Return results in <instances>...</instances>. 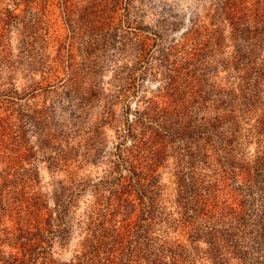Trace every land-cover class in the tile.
<instances>
[{
	"label": "rangeland",
	"instance_id": "1",
	"mask_svg": "<svg viewBox=\"0 0 264 264\" xmlns=\"http://www.w3.org/2000/svg\"><path fill=\"white\" fill-rule=\"evenodd\" d=\"M112 228L131 264H264V0H0V264Z\"/></svg>",
	"mask_w": 264,
	"mask_h": 264
},
{
	"label": "trees",
	"instance_id": "2",
	"mask_svg": "<svg viewBox=\"0 0 264 264\" xmlns=\"http://www.w3.org/2000/svg\"><path fill=\"white\" fill-rule=\"evenodd\" d=\"M151 161H148V166L146 165V170L150 169ZM139 166V165H136ZM141 166V165H140ZM137 168V167H136ZM137 170V169H136ZM147 172V171H146ZM135 173L136 182L129 185H137L138 189L143 187V183H141V178H145L146 174L140 169ZM143 197V194L141 195ZM116 227V226H113ZM34 243L33 242H23V247L25 248V253L21 256V258L14 257V264H24L25 261L30 259L35 260L37 257H33L34 255ZM137 250L135 240L130 241L126 238L124 233H121L118 228H112L111 235L105 236L102 235V238H97V241L86 240V253L89 252L88 255L81 257L79 264H131L133 261V253ZM85 253V252H84ZM176 253L171 254V263L174 264L177 261ZM141 257L143 255L137 254ZM33 257V258H32ZM41 264H48L45 261L44 257L41 258ZM71 264V263H67ZM154 264H156L154 262Z\"/></svg>",
	"mask_w": 264,
	"mask_h": 264
}]
</instances>
